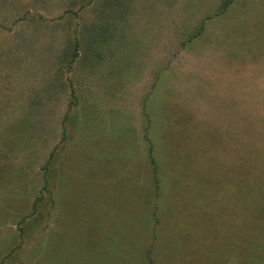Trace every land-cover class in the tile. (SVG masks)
I'll return each mask as SVG.
<instances>
[{
    "label": "rangeland",
    "instance_id": "374dc122",
    "mask_svg": "<svg viewBox=\"0 0 264 264\" xmlns=\"http://www.w3.org/2000/svg\"><path fill=\"white\" fill-rule=\"evenodd\" d=\"M79 1L0 0V264H264V217L236 214L235 179L252 143L264 158V0H158L159 37L116 19L134 30L114 65L133 81L132 122L122 100L97 99L62 146L79 102L44 93L25 34L75 25ZM83 1L93 16L98 0ZM150 139L171 185L155 198Z\"/></svg>",
    "mask_w": 264,
    "mask_h": 264
},
{
    "label": "crops",
    "instance_id": "0c3cea01",
    "mask_svg": "<svg viewBox=\"0 0 264 264\" xmlns=\"http://www.w3.org/2000/svg\"><path fill=\"white\" fill-rule=\"evenodd\" d=\"M129 1L126 0L124 5H120L116 0L115 2L120 6L111 5L108 2L105 6V1L101 3L98 0V2H94L92 8L93 16L87 17L85 8L82 7L84 9L80 10L85 2L80 0L78 2L80 5L77 6L75 25L65 24L60 29L62 19L54 24L59 28L52 27L48 31L38 28L25 34L29 43L28 59L42 58L41 61L45 65L40 66L44 67L42 69L39 67L40 73H44L46 79L45 83L42 84V87L45 88L44 93H47L50 100H57L58 95H65L67 100H72L71 94L73 93L75 100L77 99L79 102H75L76 106L72 108V114L67 115L68 132H66L64 140L61 142L62 146L72 140L74 134H76L74 128H77L78 118L83 115L87 105L96 102L97 99V102H104L109 95H113L117 97L116 102L122 100V105L124 104V107L129 111L128 116L132 122L133 81L126 80V77L120 81L114 75L116 70L114 65L117 58L127 55V46L129 48L132 37L164 36L165 25L163 9L159 12L158 0L155 2L147 0L146 3L143 1L140 3H134L133 0H131L133 3ZM126 4L131 7H126ZM123 17L125 18V21H123L125 27L123 25L122 27L128 29L136 26L134 30L138 32L139 28L141 31L132 37L130 36L134 30L127 36L122 34L123 31L115 32L114 29L118 26L116 19H122ZM64 18L69 21L68 15ZM39 24L37 22L38 27ZM46 25L43 24L42 28H45ZM161 27L162 32L158 33L157 31ZM24 68L30 71L29 66L25 65ZM15 75H20V73L17 72ZM69 76L71 80H69ZM5 84H8V82ZM22 84L21 81L12 83L13 88L10 95L14 100L23 99L22 93L25 91L22 90ZM32 84H29V94L39 91L34 89L36 84H33V86ZM72 84H74L73 87ZM24 85L27 84L24 83ZM70 95L71 99L68 98ZM96 108L98 110L97 105Z\"/></svg>",
    "mask_w": 264,
    "mask_h": 264
},
{
    "label": "trees",
    "instance_id": "16d2710c",
    "mask_svg": "<svg viewBox=\"0 0 264 264\" xmlns=\"http://www.w3.org/2000/svg\"><path fill=\"white\" fill-rule=\"evenodd\" d=\"M173 139L177 140L178 138L175 135ZM253 145L254 143H252L248 148V150L250 149L249 152L247 151L245 155L237 159V162H235L236 165L235 167H239L238 170L242 171V176L240 178H235V179H237V181L241 179V185L243 183V186L241 187L243 189L242 200L240 201V203L242 204V212L239 210L241 208L240 206L241 204H240L239 206L236 207V214L239 216L242 215L245 223L249 225L254 224L253 218L264 217V158L262 160L256 161L255 159L256 156L253 155L252 153L253 148H251L253 147ZM148 155L150 157V163H151L150 169L152 171L153 180H154V187H155L154 198H155L161 195L163 192L165 193L166 190H169L171 185L168 186L167 183L162 182L160 163L157 160L155 143L152 139H150V147L148 149ZM175 182L176 181H174V183ZM236 184L239 185L237 182ZM206 185L199 186V188H202L204 191L200 194H197L196 197H194L195 200L198 197H204V193H206L207 191ZM172 187H175V185ZM182 203L183 202H180L181 205L180 207L184 206ZM156 206L158 209L159 204L155 203V207ZM229 217L230 219H234L233 216H229ZM201 230L204 234L207 233L208 229L206 230L201 229ZM188 235L193 236V234L191 233H188Z\"/></svg>",
    "mask_w": 264,
    "mask_h": 264
}]
</instances>
